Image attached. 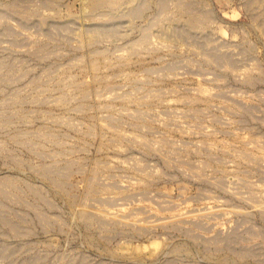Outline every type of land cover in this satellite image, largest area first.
<instances>
[{"label":"rangeland","instance_id":"obj_1","mask_svg":"<svg viewBox=\"0 0 264 264\" xmlns=\"http://www.w3.org/2000/svg\"><path fill=\"white\" fill-rule=\"evenodd\" d=\"M0 264H264V0H0Z\"/></svg>","mask_w":264,"mask_h":264}]
</instances>
